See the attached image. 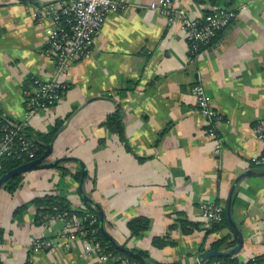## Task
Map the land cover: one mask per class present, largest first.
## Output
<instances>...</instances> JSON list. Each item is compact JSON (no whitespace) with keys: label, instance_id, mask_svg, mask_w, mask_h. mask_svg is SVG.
<instances>
[{"label":"crops","instance_id":"0c3cea01","mask_svg":"<svg viewBox=\"0 0 264 264\" xmlns=\"http://www.w3.org/2000/svg\"><path fill=\"white\" fill-rule=\"evenodd\" d=\"M53 1L0 0V117L10 124L23 118L22 87L53 75V60L42 54L51 21L34 19L36 6ZM151 1L120 0L123 10L107 12L91 51L58 76L69 83L58 101L27 120L31 137L59 122L48 160L75 158L84 175L78 187L80 166L66 160L22 173L11 192L0 186V264H103L81 239L68 249L30 251L33 238L53 237L61 225L40 223L29 203L45 194L64 197L72 209L88 198L102 212L104 232L146 263L194 264L218 239L225 238L218 250L234 246L228 225L206 233L198 211L200 203L224 206L233 186L229 213L241 243L231 256L241 262L264 252V166L249 163L263 150L251 128L264 123V0H174L191 18L235 9L189 62L183 30L149 9ZM195 83L221 116L217 152L194 105ZM112 112L120 134L105 125ZM246 170L255 174L236 179ZM136 217L147 226L131 235L127 221ZM179 220L196 227L183 232Z\"/></svg>","mask_w":264,"mask_h":264},{"label":"built area","instance_id":"2783aa9c","mask_svg":"<svg viewBox=\"0 0 264 264\" xmlns=\"http://www.w3.org/2000/svg\"><path fill=\"white\" fill-rule=\"evenodd\" d=\"M147 7L162 14L167 21L176 22L184 33L186 61L202 48L209 46L214 34L223 31L234 16V8H210L199 18H191L184 9L178 7L174 0H152ZM238 7H244L240 4ZM125 5L120 0H56L43 3L34 8V19L40 22L50 19L51 25L44 28V45L42 54L53 60L54 72L50 78H31L30 83L21 89L23 118L10 124L0 117V160L13 159L23 162L35 158L36 143L26 132V122L36 112L48 110L60 98L69 83L58 80L64 75L67 66L85 57L90 51L93 39L100 29L104 15L110 11H121ZM194 105L198 113L206 119V131L215 138L213 152L221 148V138L216 133V124L221 116L210 102V96L199 84L190 88ZM254 136L263 144V150L257 156L249 158L254 166H264V123L252 125ZM224 206L220 203H200L199 220L203 228L222 221ZM54 220L60 221V228L53 237L37 236L30 242V251H54L60 247L68 249L74 239H81L88 245V251L103 264H141L126 255H119L107 250L96 236L97 215L95 207L90 204L80 215L68 216L61 212L39 214V221L47 225ZM264 254V252H263ZM253 260V257L249 258ZM196 264H226L211 261ZM24 264H33L27 258ZM244 264V261H238ZM252 264H264V260Z\"/></svg>","mask_w":264,"mask_h":264},{"label":"trees","instance_id":"16d2710c","mask_svg":"<svg viewBox=\"0 0 264 264\" xmlns=\"http://www.w3.org/2000/svg\"><path fill=\"white\" fill-rule=\"evenodd\" d=\"M105 125L108 127V129L119 133L121 131V124L119 121V115L117 112H112L110 114H108L106 116V120H105ZM59 127V122H57L55 124V126L48 131L47 133L44 134H36L33 138L34 142L36 143V153H35V157H37L38 155H40L43 151V145L46 144L48 141H50L51 137L54 135V133L56 132L57 128ZM22 163V161H18V160H11V159H3L0 160V175L5 173L6 171L10 170L11 168L17 166L18 164ZM21 179V174L15 175L12 178L8 179L3 186L9 191H13L19 184ZM29 203L33 204L36 207V212L37 214H42V213H50V212H61L64 213L68 216H74V215H80L85 209H87L89 207V203L87 201H85L84 203L86 204L83 208L81 209H72L69 207L67 200L59 195H54V194H45L42 196H38V197H34L32 198ZM96 212V209H95ZM97 215V212H96ZM179 225H180V229L183 232H188L189 229L186 228V226H189V228L191 227H196L195 224H188L185 221L179 220ZM228 223L226 221L225 215H224V209H223V213H222V221L218 224H214L209 226L208 228H204L205 232H211V231H215L217 229H219L220 227L223 226H227ZM147 226V220L143 217H136V218H132L130 220L127 221V227L128 230L130 232L131 235H137L139 234L141 231H143ZM96 236L98 238V240L106 246L107 250H109L112 253L115 254H119V255H125L122 252L114 249L113 247H111L109 245V243L103 238L102 234L100 233L99 230V222H98V216H97V222H96ZM225 241V238H221L218 239L214 242H212L210 244V249H216L218 248L223 242ZM154 243H161V241L159 239H155ZM127 256V255H126ZM131 259V256H127ZM136 260V259H135ZM221 260L223 262H225L226 264H238V261L233 257V256H213L209 259L206 260V262H211V261H218ZM264 260V254H260L257 256L253 257V260L251 259H247L246 261H244V264H252L253 262H259ZM141 263V262H140ZM142 264V263H141Z\"/></svg>","mask_w":264,"mask_h":264},{"label":"water","instance_id":"95a60500","mask_svg":"<svg viewBox=\"0 0 264 264\" xmlns=\"http://www.w3.org/2000/svg\"><path fill=\"white\" fill-rule=\"evenodd\" d=\"M54 139V135L51 137L49 143L44 144L43 145V151L40 155H38L37 157H35L34 159L27 161V162H23L18 164L17 166L11 168L10 170L6 171L5 173L0 175V186H3V184L10 178H12L15 175L18 174H22L26 171H30V170H38V169H47V168H51L54 166H57V164L60 161H66V160H73V161H77L79 166H80V177L78 180V187H80L81 181H82V176L84 175V166L82 165V163H80L78 160H76L75 158H68V157H60V158H55L53 160H48V157L50 155L51 152V147H52V141ZM262 174H264V170L262 172H260ZM254 172L251 171H244L241 172L240 174H238L236 176V179L244 176V175H254ZM232 187L230 188L229 192H228V196H227V200L226 203L224 205V215L226 218V221L228 223V226L230 228V232L232 237L234 238V246L230 249H226V250H218V249H212L207 251L206 254H204L203 256H201L198 261L202 262V260L206 257H213V256H231L232 254L236 253L237 250L240 248V243L241 240L238 236V231L236 230L235 225L232 223L231 218H230V213H229V204H230V194H231V190ZM83 200L87 201L89 204H92V202L83 196ZM94 207L95 205L92 204ZM96 209V207H95ZM97 212V216H98V222H99V230L100 233L102 234L103 238L109 243V245L111 247H113L114 249L122 252L123 254L127 255V256H131L132 258L138 260L139 262H141L142 264H150V263H146L144 262L143 258L138 254L133 252L131 249H128L124 246H121L119 244H117L112 238H110V236H108L104 230L101 227V222H102V212L100 210V208L96 209ZM196 264V263H194Z\"/></svg>","mask_w":264,"mask_h":264},{"label":"rangeland","instance_id":"374dc122","mask_svg":"<svg viewBox=\"0 0 264 264\" xmlns=\"http://www.w3.org/2000/svg\"><path fill=\"white\" fill-rule=\"evenodd\" d=\"M62 170V169H61Z\"/></svg>","mask_w":264,"mask_h":264}]
</instances>
